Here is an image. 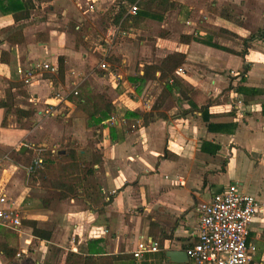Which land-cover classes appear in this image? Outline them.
I'll return each mask as SVG.
<instances>
[{"label": "crops", "instance_id": "1", "mask_svg": "<svg viewBox=\"0 0 264 264\" xmlns=\"http://www.w3.org/2000/svg\"><path fill=\"white\" fill-rule=\"evenodd\" d=\"M114 2H39L35 7L39 9L42 20L34 18L33 22L31 19L24 26V48L15 44V49L10 47L9 63L0 62V98H3L4 81L15 77L14 68L21 69L23 66L27 70L28 66L36 68L42 62L56 67L59 57L66 56L69 63L73 58L85 57L81 46L76 49L73 44H67L71 31L68 20L74 17L83 20L85 15L94 19ZM174 6L173 3L170 9ZM168 11L165 13L168 14ZM14 25L16 23L10 14H0V29ZM225 29L237 32L231 26ZM32 35H39L40 40L31 41ZM180 36L177 48L162 49L163 45L157 42L156 50L165 52L162 58L174 52L183 54L180 66L184 71L180 75L183 85L173 88L166 84L165 100L152 94L147 104L141 105L139 100L131 101V109L126 114L138 124L134 131L117 133L115 128L105 125L108 128L100 142L103 152L100 163L105 176L99 207L90 208L86 200H82L83 205L88 207H80L73 199L62 203L65 211L63 208L56 211L44 207L38 215L45 220L57 218L59 222L53 221L56 223L50 227H42L35 222L30 224V236L39 241L36 249L39 260L36 264H58L68 250L87 254L93 240L100 241L92 245L91 250H104V254L114 256V264H181L170 261L166 251L185 250L195 242L198 231L196 207L200 203L209 201L215 193L234 182L264 204V54L258 59L250 58L249 44L254 40L246 45L244 40L247 38L242 35L240 39L244 49L241 50L235 49L229 40L223 43L212 39L227 47L228 51L194 40L182 42ZM6 43L1 44L3 48ZM41 76L39 71L29 79L27 102L39 107L34 110L35 114L46 117L43 107L51 106L54 114L60 100L50 93L54 88L51 81ZM239 89L247 90L241 92ZM251 89L259 90L260 94L253 95L249 92ZM27 102L18 107L30 109ZM66 105L70 107L68 102ZM6 109L0 107V113L3 114ZM149 112L154 118L143 120ZM110 118L101 123L108 124L106 121ZM12 123L9 121L3 128L0 126L2 149L22 144L19 134L23 135V132L16 127V123ZM208 125L225 126L210 130ZM52 139H44L42 145H49ZM9 162L10 166L6 168L0 161V189L15 201L20 211L23 209L21 200L19 203L18 199H14L7 187L19 165ZM24 213L26 215L21 216V221L23 216L36 219L25 210ZM33 227L46 231L48 237L34 235ZM139 242H155L157 251L144 252L141 258H135L132 253ZM247 243L254 246L252 260L264 264V206L249 226ZM3 254L0 251V264H9L10 260ZM14 259L11 258L10 264L17 263ZM183 264L192 262L188 259Z\"/></svg>", "mask_w": 264, "mask_h": 264}, {"label": "rangeland", "instance_id": "2", "mask_svg": "<svg viewBox=\"0 0 264 264\" xmlns=\"http://www.w3.org/2000/svg\"><path fill=\"white\" fill-rule=\"evenodd\" d=\"M35 1V5H38L39 2ZM170 1H173L175 6L169 9L168 14L164 13L166 18L161 22L145 19L139 23L124 22L121 26L116 25L110 19L109 11L117 5V0L112 6H106L108 10L94 19L86 15L82 17L83 20L71 17L72 19L67 22L71 28V31H68L67 44H73L76 49L81 46L86 56L73 58L71 63L67 62L66 56H63L62 72H58V60L57 69L53 71L44 68V62L39 63L36 68L33 65L27 67L34 75L40 71L41 78L45 77L53 84L51 86L54 88L50 93L58 96L61 106L58 107L59 103L51 116H39L34 113L30 117L17 120L15 109L28 101L29 95L27 96L23 91L27 92L29 81H25V75L19 73L17 68H14L15 77L4 81L1 92L3 98H0L3 104L0 103V107L7 109L3 110V114L0 113V126L6 127L9 121H12L24 136L22 133L19 134L22 136L20 140L22 144L18 143L12 149L0 148V161L6 168L10 166L9 161L19 165L7 187L14 199H18L19 203L21 200L20 206L23 209L20 210V216L25 214V210L31 217L33 215L36 218L23 216L24 228L21 234L0 228V251H3L4 245L11 247L14 251V256L11 258H15L16 264H36L39 260V255L36 253L39 241L30 236L31 230L28 229L30 224L33 225L35 222L42 227H50L53 223L59 222L57 218L45 220L38 215L43 212L44 207L56 211H61L63 208L65 211L66 207L62 203L72 199L80 207H88L86 204L83 205L84 200L91 205L90 208L99 207L102 179L105 176L100 163L103 153L100 142L107 131L106 126L115 128L117 133L134 131L138 124L126 114L131 109V101L139 100L141 105L147 104L152 94H156L157 99L165 100L166 84L173 88L176 85L178 88L183 85L180 76L184 73L183 69L176 70L169 79H166L168 73L162 66L165 52L156 50L157 42L163 45L162 49L177 48L180 45L179 36L182 33H191L217 42L224 43L229 40L235 49L241 50L244 49L240 39L242 36L247 38L250 34L259 33L264 29V0ZM123 5L127 13L131 14L129 9L132 4L124 2ZM35 9L31 11L32 22L34 18L42 20L38 14L39 9L36 7ZM221 11L229 18H224ZM77 25L79 27H76ZM228 26L237 32H229L225 29ZM0 35H2L1 30ZM30 39L35 42L40 40L39 35H32ZM24 42L19 44L20 47L24 48ZM249 45L250 58L263 57L264 41L254 40ZM2 46L0 45V50L9 49L11 56L10 47L15 49V44L6 43L4 48ZM22 53L21 51V58H23ZM10 59L11 57L9 61ZM223 59H226L224 54ZM102 63L105 67L101 66ZM145 67L153 72L152 78H141ZM21 68L24 70L23 66ZM188 89L186 88L187 92ZM74 91H77V94ZM96 94L104 95L116 108V112L106 121L110 125L99 123L91 115V101ZM151 100L153 102V99ZM27 103L30 109L35 111L39 109L33 102ZM43 108L52 109L48 105ZM112 132L114 133L115 130ZM44 139H52V141L49 145L43 146ZM44 149L52 153L63 150L65 155L70 151H76L79 155L74 159L75 165L71 166L70 160L67 159L52 166L48 173L45 172L46 167L42 169L37 167L36 176H30L33 170L32 164L35 165L36 157L40 156ZM17 252L20 253L19 256ZM6 257L10 260V264L11 258Z\"/></svg>", "mask_w": 264, "mask_h": 264}, {"label": "trees", "instance_id": "3", "mask_svg": "<svg viewBox=\"0 0 264 264\" xmlns=\"http://www.w3.org/2000/svg\"><path fill=\"white\" fill-rule=\"evenodd\" d=\"M38 2L42 1H49V0H37ZM127 2V4H137V11L134 15L128 14L126 8L124 7L123 3ZM117 5L115 7H112L110 9V19L112 22L116 25L121 26L124 22H132V23H139L140 21H143L145 19H151L154 21L161 22L164 19V13L173 7V2L170 0H117ZM115 5V4H114ZM35 1L34 0H0V14L2 15H11L16 25L12 27H6L0 29L2 32V35H0V45L4 42H7L8 44H21L24 42V35H23V28L26 24H28V21L32 19L31 11L35 9ZM221 15L222 11H221ZM224 16V15H223ZM224 18H229L227 16H224ZM35 20V19H34ZM233 34V33H232ZM182 42H190L191 40L203 43L207 46H211L217 49L226 50L229 49L225 46H222L211 39H201L198 36L192 34V35H185L182 34L180 36ZM262 39L264 40V29L261 30L259 33L252 34L249 38L244 40V44L252 40ZM9 51L6 50H0V62L1 63H9ZM59 71L62 72L63 69V58L59 57ZM183 62V54L180 52H174L171 54H168L165 56L162 60V66L164 70H166V73H168V76L166 79L170 78L171 74L175 72L182 64ZM153 72L148 70V68L143 69V76L141 75V78L148 77L152 78ZM247 89L240 90L241 92H245ZM24 94L27 95L26 91H23ZM250 93L253 95L260 94L259 90L257 89H251L249 90ZM1 104L3 102L0 101ZM91 107H92V116L94 119H96L99 123H101L106 118L110 117L114 111L115 107L113 104L106 99V97L102 94H96L93 97V100L91 101ZM17 120L24 119L26 117H30L35 113L32 109H23L20 107H17L15 109ZM132 115L133 113H129ZM135 115V113H134ZM154 115L152 112L146 113L144 115L143 120L147 121L150 119H153ZM225 125H208V128L210 130L215 129H223ZM79 155L76 151H70L68 155L64 154L63 150L57 151L56 153H52L48 149H44L40 153V158L42 159V162L39 164H32L31 169L32 172L30 173V176H36L37 174V167L44 168L46 167V173L50 171L52 166L58 165L59 162L66 161L67 159L70 160V164H74V159L76 156ZM67 156L69 158H67ZM33 234L41 237V238H47L48 233L46 231L39 229L37 227H33ZM154 239V237H153ZM155 240V239H154ZM100 240H93L90 242L88 247V253L83 254L79 252H75L72 250H68L65 252L62 260L58 264H114L115 257L111 255H106L103 252L104 250H96L92 251L91 247L92 245H97ZM159 244V242H158ZM159 245H162L161 243ZM3 253L8 256H14V251L11 247L3 246ZM102 252V253H101Z\"/></svg>", "mask_w": 264, "mask_h": 264}, {"label": "built area", "instance_id": "4", "mask_svg": "<svg viewBox=\"0 0 264 264\" xmlns=\"http://www.w3.org/2000/svg\"><path fill=\"white\" fill-rule=\"evenodd\" d=\"M131 5V4H130ZM137 5L132 4L129 12L135 14ZM105 67L104 63L101 64ZM44 68L55 70V65L44 63ZM177 70L181 71L179 67ZM25 75V81L31 78L32 70L18 68ZM77 94V91H74ZM46 115H52V109H45ZM42 162L36 157L35 164ZM264 204L255 196L239 188L236 183L215 193L209 201L196 207L198 213V231L196 240L185 251L192 264H263L253 261L251 254L254 246L247 243L249 226L253 218L263 209ZM0 227L20 232L22 221L15 201L0 189ZM157 251V244L139 242L133 251V257L141 258L144 252ZM20 253H17L19 256Z\"/></svg>", "mask_w": 264, "mask_h": 264}, {"label": "water", "instance_id": "5", "mask_svg": "<svg viewBox=\"0 0 264 264\" xmlns=\"http://www.w3.org/2000/svg\"><path fill=\"white\" fill-rule=\"evenodd\" d=\"M166 255L168 256L169 260L174 263H187L188 256L185 250H170L166 251Z\"/></svg>", "mask_w": 264, "mask_h": 264}]
</instances>
